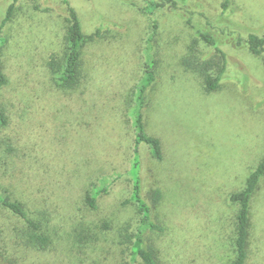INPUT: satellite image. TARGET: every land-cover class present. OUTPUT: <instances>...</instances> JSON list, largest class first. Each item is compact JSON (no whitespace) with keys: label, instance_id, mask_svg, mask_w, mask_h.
Segmentation results:
<instances>
[{"label":"rangeland","instance_id":"rangeland-1","mask_svg":"<svg viewBox=\"0 0 264 264\" xmlns=\"http://www.w3.org/2000/svg\"><path fill=\"white\" fill-rule=\"evenodd\" d=\"M67 1L85 33L103 34L94 50L95 73L119 83L118 87L124 84L116 97V116L109 106L98 108L111 114L98 121L111 138L115 133L130 134L147 48L157 61V81L144 113L148 132L162 142L164 159H149L153 174L146 173L144 189L163 192L154 215L165 232L150 233L149 242L165 264H231L238 206L230 196L244 189L264 157V62L238 39L245 41L250 33L264 36V0H229L227 6V0H174L175 6L153 13L146 9L151 0H0V22L14 5L12 19L0 35L6 41L4 52L10 49L13 58L36 60L44 76L51 57L65 52ZM195 28L215 36L227 55V71L212 92L206 91L198 74L182 65L189 55L215 56L216 50L198 38ZM21 100L20 121L27 123L30 104L24 97ZM1 152L0 146V165L5 161ZM99 177L88 181L85 190L95 183L109 184L116 174L105 181ZM129 180L124 177L112 190L107 210L102 208L93 220L52 221L50 253L86 259V264H116L117 252L126 248L118 244L120 234L127 225L134 232L138 223L136 207L122 205L130 196ZM253 224L250 264H264V181L254 200ZM79 234L86 236L82 247L77 243Z\"/></svg>","mask_w":264,"mask_h":264},{"label":"trees","instance_id":"trees-1","mask_svg":"<svg viewBox=\"0 0 264 264\" xmlns=\"http://www.w3.org/2000/svg\"><path fill=\"white\" fill-rule=\"evenodd\" d=\"M228 3L229 0L225 6ZM66 4L65 52L51 57L44 76L38 71L36 60L30 61L25 56L13 58L9 56L10 49L4 52L6 41L0 36V146L5 160L0 165V264H86V259L78 261L69 255L50 253L53 239L48 232L49 224L93 220L102 208L107 210L112 190L126 176L131 189L122 205L136 207L138 223L134 232L127 225L120 234L118 244L126 248L117 252L115 263L165 264L148 240L150 233L165 232L154 215L163 200V192L160 188L144 189L146 173L153 174L149 159L155 162L164 159L162 142L148 132L144 113L149 106V93L157 81V61L147 48L144 76L130 116V134L115 133L111 138L98 127L102 116L111 114L101 113L98 108L109 106L116 111V116L119 110L116 97L119 98L124 84L118 87L119 83H110L108 77L95 73L94 50L101 44L103 34L100 30L85 33L78 13L68 1ZM147 5L146 9L153 13L176 3L151 0ZM13 12L14 5H11L0 22V35ZM195 29L198 38L216 50L215 56L200 59L189 55L182 65L198 74L206 91L212 92L219 88L227 71V55L220 50L215 36ZM238 44L262 57L264 62V36L250 33L247 40L238 39ZM113 77L119 78V75ZM122 82L126 83V79ZM23 97L30 104L27 123L20 121ZM144 150L148 154L146 160ZM42 162H47L43 168ZM112 174L116 178L109 184L101 187L102 184L95 183L90 190H85L88 181L100 178L99 175L105 181ZM263 181L264 157L249 175L244 189L230 196L231 203L238 206L235 258L231 264L251 262L254 200ZM85 237L81 234L76 237L80 247L87 243Z\"/></svg>","mask_w":264,"mask_h":264}]
</instances>
